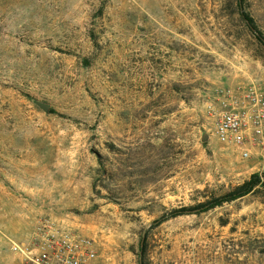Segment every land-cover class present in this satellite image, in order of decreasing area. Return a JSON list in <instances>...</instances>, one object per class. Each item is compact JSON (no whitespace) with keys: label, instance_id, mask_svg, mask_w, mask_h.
Listing matches in <instances>:
<instances>
[{"label":"rangeland","instance_id":"374dc122","mask_svg":"<svg viewBox=\"0 0 264 264\" xmlns=\"http://www.w3.org/2000/svg\"><path fill=\"white\" fill-rule=\"evenodd\" d=\"M264 34V0H244ZM264 89L237 0H0V264L44 224L98 264H264V175L217 137L227 91ZM50 106L44 111L37 103Z\"/></svg>","mask_w":264,"mask_h":264},{"label":"built area","instance_id":"2783aa9c","mask_svg":"<svg viewBox=\"0 0 264 264\" xmlns=\"http://www.w3.org/2000/svg\"><path fill=\"white\" fill-rule=\"evenodd\" d=\"M216 134L223 144L238 148L244 159L252 149H264V89L227 91ZM11 249L21 264H98L92 239L50 223L39 227L30 240L14 242Z\"/></svg>","mask_w":264,"mask_h":264},{"label":"trees","instance_id":"16d2710c","mask_svg":"<svg viewBox=\"0 0 264 264\" xmlns=\"http://www.w3.org/2000/svg\"><path fill=\"white\" fill-rule=\"evenodd\" d=\"M243 1L244 0H237V8L239 10V14L243 18V20L247 23V25L250 27L252 33L255 34L259 43L264 46V34L255 25L254 20L245 12ZM263 178L264 175L254 174L251 176V178L248 181H246L244 184L240 186H237L229 193L222 195L220 197H215L211 200H208L204 203H200L199 205L191 208L177 209L171 213L170 217L174 218L185 214L208 212L217 207H221L226 203H232L238 199L248 196L251 193L256 192V190H258V187L263 183Z\"/></svg>","mask_w":264,"mask_h":264},{"label":"water","instance_id":"95a60500","mask_svg":"<svg viewBox=\"0 0 264 264\" xmlns=\"http://www.w3.org/2000/svg\"><path fill=\"white\" fill-rule=\"evenodd\" d=\"M44 111H48L49 110V108H50V106L48 105V104H46V103H42V102H38L37 103Z\"/></svg>","mask_w":264,"mask_h":264}]
</instances>
